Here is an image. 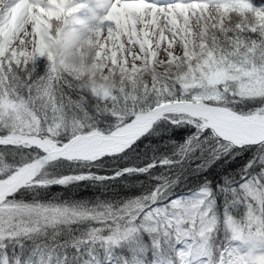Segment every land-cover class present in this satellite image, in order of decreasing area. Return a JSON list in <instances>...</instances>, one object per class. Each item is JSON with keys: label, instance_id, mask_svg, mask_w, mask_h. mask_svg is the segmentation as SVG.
I'll use <instances>...</instances> for the list:
<instances>
[{"label": "snow or ice", "instance_id": "snow-or-ice-1", "mask_svg": "<svg viewBox=\"0 0 264 264\" xmlns=\"http://www.w3.org/2000/svg\"><path fill=\"white\" fill-rule=\"evenodd\" d=\"M0 264H264V0H0Z\"/></svg>", "mask_w": 264, "mask_h": 264}, {"label": "trees", "instance_id": "trees-1", "mask_svg": "<svg viewBox=\"0 0 264 264\" xmlns=\"http://www.w3.org/2000/svg\"><path fill=\"white\" fill-rule=\"evenodd\" d=\"M176 133H177V135H176L175 138L176 139H182L181 131L180 130H176ZM131 162H132L131 160H128V161H125L124 163H131ZM135 162L139 163L140 161L136 160ZM135 187H139V185H136ZM178 188H179V186H178ZM125 190L127 191L128 189H125ZM52 191L53 192H59V191H62V190L58 189V188H54ZM75 192H76V195L78 197H88V196H91L93 194L94 189L91 186H87V187L82 186L79 189H76Z\"/></svg>", "mask_w": 264, "mask_h": 264}]
</instances>
